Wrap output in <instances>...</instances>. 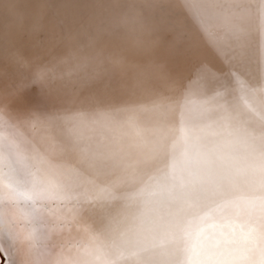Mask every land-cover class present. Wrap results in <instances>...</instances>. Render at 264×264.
Instances as JSON below:
<instances>
[{
  "label": "snow or ice",
  "instance_id": "1",
  "mask_svg": "<svg viewBox=\"0 0 264 264\" xmlns=\"http://www.w3.org/2000/svg\"><path fill=\"white\" fill-rule=\"evenodd\" d=\"M125 7L171 51L148 22L166 5ZM183 7L210 57L187 75L148 57L123 106L51 110L33 94L54 87L55 66L18 58L27 74L0 99L5 264H264V0Z\"/></svg>",
  "mask_w": 264,
  "mask_h": 264
},
{
  "label": "bare ground",
  "instance_id": "2",
  "mask_svg": "<svg viewBox=\"0 0 264 264\" xmlns=\"http://www.w3.org/2000/svg\"><path fill=\"white\" fill-rule=\"evenodd\" d=\"M16 5L5 13L2 5ZM161 3L151 17L173 45L157 49L136 12L126 5ZM185 0H0V99L11 83L27 74L19 57L55 66L57 79L46 96L33 94L51 110L91 113L137 99L139 65L150 56L168 57L187 75L210 57L205 39ZM71 70V75L67 73ZM63 78H59L61 74ZM88 117L83 121L87 126ZM150 115L137 113L143 124ZM0 263L5 264L3 253Z\"/></svg>",
  "mask_w": 264,
  "mask_h": 264
},
{
  "label": "water",
  "instance_id": "3",
  "mask_svg": "<svg viewBox=\"0 0 264 264\" xmlns=\"http://www.w3.org/2000/svg\"><path fill=\"white\" fill-rule=\"evenodd\" d=\"M0 264H3V263H0Z\"/></svg>",
  "mask_w": 264,
  "mask_h": 264
}]
</instances>
